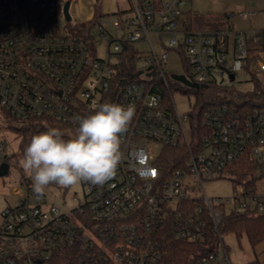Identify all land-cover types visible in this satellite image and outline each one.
<instances>
[{"label": "built area", "instance_id": "obj_1", "mask_svg": "<svg viewBox=\"0 0 264 264\" xmlns=\"http://www.w3.org/2000/svg\"><path fill=\"white\" fill-rule=\"evenodd\" d=\"M129 3L126 13L101 17L88 38L66 19L62 0H0V106L11 116L49 118L74 129L73 117L87 114L94 102L135 107L116 175L103 186L82 182L83 199L72 209L49 203L46 194L38 197L21 171L14 203L0 212V264H175V242L202 243L207 219L217 230L224 214L264 212V182L263 191L239 184L227 197H208L204 187L237 161L264 163V108L209 106L202 114L204 133L196 129L194 138L196 99L181 114L175 95H191L174 82L188 86L165 70L172 51L181 63L183 49L193 80L180 75L199 86L229 87L251 53L252 68L264 73V36L249 38L234 28L194 31L186 13L191 0ZM237 15L251 21L258 13L245 7ZM150 33L158 36L160 54ZM104 35L107 54L99 58L93 40ZM140 41L150 52L136 49L138 76L125 83L116 66ZM166 147L187 152L185 166L168 175L160 165ZM4 148L0 141V165ZM189 202L196 205L191 212ZM217 259L211 253L197 264ZM223 259L231 264L226 252Z\"/></svg>", "mask_w": 264, "mask_h": 264}, {"label": "trees", "instance_id": "obj_2", "mask_svg": "<svg viewBox=\"0 0 264 264\" xmlns=\"http://www.w3.org/2000/svg\"><path fill=\"white\" fill-rule=\"evenodd\" d=\"M71 2V0H68ZM103 17L96 9L93 18L86 23H78L74 25V30L77 34L90 37V34L95 29L99 19ZM233 13H225L215 17L214 19L207 21L205 30H231L234 28L232 23ZM261 37L264 36V29L261 31ZM251 47L254 45L252 43ZM254 50V49H253ZM180 54L182 73L189 79L193 80L190 75L188 58L186 52L183 49H178ZM137 53L134 46H129L126 50L125 56L122 57L120 64L117 67V75L119 79L125 83L132 81L138 76L136 72ZM254 59L253 53H251L248 64L245 66L244 71L250 75L253 82V89L251 91H241L234 85L229 87L221 86L216 83H208L207 85L199 88L183 87L179 83L174 82L176 90H183V92L192 95L196 99L195 109L191 115L192 128L194 130V138L196 135V129L202 131L204 128L202 124L203 111L212 105L227 104L230 106H236L244 111L253 110L256 108H264V82L259 78L258 72L252 68V61ZM5 111V110H4ZM12 122L17 123V127H14L15 131L21 136L20 144V158L23 155L24 148L30 142L33 135L39 132L46 131L49 127H58L65 129L67 126L49 118H38L29 121H20L11 116L5 111ZM1 132V125H0ZM199 139V137H198ZM193 147V144H192ZM16 154L7 156L4 162L8 163L11 167L13 159H18ZM160 165L166 171V174H171L174 170L185 166V160L187 158L186 149L170 148L166 147L160 157ZM243 160V161H242ZM230 165L226 170V176L233 177L234 188L239 184H245L247 188H253L255 191L258 189V180L264 179V170L261 171L259 177H255L252 173L254 169L252 165H247L242 168L241 163L251 162L255 165V161L246 158L242 159ZM244 165V164H243ZM246 165V164H245ZM225 176V177H226ZM188 211L194 210L193 203H187ZM207 234L202 243H188L186 241H176L175 252V264H197L198 260L211 253L219 254L220 247L228 255V248L223 243L222 239L224 235L233 234L237 238L245 235L253 249L258 245L264 243V212H258L256 210H248L242 213H230L224 214L222 220L216 230L212 222L207 219ZM221 235V238L219 237ZM245 264H264L256 257L253 261Z\"/></svg>", "mask_w": 264, "mask_h": 264}, {"label": "rangeland", "instance_id": "obj_3", "mask_svg": "<svg viewBox=\"0 0 264 264\" xmlns=\"http://www.w3.org/2000/svg\"><path fill=\"white\" fill-rule=\"evenodd\" d=\"M62 1L65 4L68 0ZM256 2H258V4H256ZM129 5V0H71L70 12L73 17L71 23L73 25L81 23L83 18H86L93 11L95 13L96 9L106 19L111 20L118 11L126 13ZM245 6L252 7L254 11L258 13V16L255 17L252 22L249 20L242 21L237 15L239 10ZM188 8L192 9L191 14L193 21L191 23L193 24L192 28L194 31L205 30L208 20L224 15L225 13L234 14L232 20L234 30L236 32H245L247 37H259L262 29H264V0H192V4L190 3L186 7V9ZM75 12H77V16ZM252 27L253 30H251ZM109 32L111 34L114 33L110 25ZM108 37V35H104L94 38L93 40L96 42V54L99 58L106 57ZM150 39L156 52L160 54L162 47L159 44L158 36L155 33H150ZM134 46L139 52H150V46L146 41L136 42L134 43ZM142 63L143 62H141L140 65L144 64ZM165 70L169 75L182 73V66L179 58L176 53H173V51L171 52L168 64L165 66ZM258 76L262 81H264V73H258ZM234 86L241 91H251L253 89V82L250 75L242 71L237 73V79ZM194 100L195 98L192 95L185 97L180 94L175 95L176 106L181 114L189 111L190 106L194 103ZM4 110L5 109L0 106V141L5 143L4 154L6 156L16 154L19 158L16 160L13 159L8 175L0 177V212L8 204L14 203L15 198L12 195V189L18 181L21 171H23V169H21L22 167L19 165L20 144L22 139L14 129V127H17V123L12 122L10 117L6 114V110ZM73 130L74 129L72 128L66 127L62 131L66 134V136H70L73 133ZM254 161L255 165L251 162L241 163L242 168H245L247 165H252L254 168L252 169V173L255 177H259L261 171L264 170V163L258 161L257 158H255ZM232 179L233 177H229L228 174L226 177L205 180L204 187L206 195L208 197L231 196L234 191ZM262 182H264V179H259L257 182L259 189L261 188ZM260 191H263L262 188ZM83 192L84 186L81 182L79 185L69 188L52 185L46 190L45 194L49 203L55 204L62 210L66 211L75 207L78 203V199H83ZM222 241L228 248V257L231 264H245L253 261L257 256L260 261L264 263V243L253 249L245 235L237 238L233 234L224 235ZM220 248L217 263L227 264V262L223 259L224 251L222 250V247Z\"/></svg>", "mask_w": 264, "mask_h": 264}, {"label": "clouds", "instance_id": "obj_4", "mask_svg": "<svg viewBox=\"0 0 264 264\" xmlns=\"http://www.w3.org/2000/svg\"><path fill=\"white\" fill-rule=\"evenodd\" d=\"M135 116L133 105L94 102L85 115L73 117L70 136L58 127L32 136L19 165L43 197L52 186L69 188L88 182L103 186L121 162V137Z\"/></svg>", "mask_w": 264, "mask_h": 264}, {"label": "water", "instance_id": "obj_5", "mask_svg": "<svg viewBox=\"0 0 264 264\" xmlns=\"http://www.w3.org/2000/svg\"><path fill=\"white\" fill-rule=\"evenodd\" d=\"M70 6H71V2L70 1L65 2V4H64V14H65V17H66V19L68 21L72 20V15H71V12H70ZM172 77L175 80H177V81H179V82L183 83L184 85H186L188 87H191V88L199 89L200 87H203V86H199L198 84H195V83L189 81L184 75L174 74V75H172ZM231 80L232 81L234 80V76L233 75L231 76ZM9 168H10V165L8 163H6V162H3L0 165V177L8 175Z\"/></svg>", "mask_w": 264, "mask_h": 264}, {"label": "crops", "instance_id": "obj_6", "mask_svg": "<svg viewBox=\"0 0 264 264\" xmlns=\"http://www.w3.org/2000/svg\"><path fill=\"white\" fill-rule=\"evenodd\" d=\"M191 4H192V0H191ZM257 4H258V2H257ZM245 7H250V6H245ZM245 7H243V8H245ZM252 8V7H251ZM253 9V8H252ZM241 10V9H240ZM191 12H192V9L191 8H188V9H186V13H187V16L190 18V20H191V22L193 21V17H192V14H191ZM76 13V16L78 15L77 14V12H75ZM93 16H94V11L90 14V15H88L86 18H83L82 19V21H81V23H84V22H88V21H90L92 18H93ZM73 18V17H72ZM253 20H251V22H252ZM191 25L193 26V24L191 23ZM251 30H253V27H252V29ZM245 33V32H244ZM246 36H247V34H246ZM249 38H252V37H249ZM253 38H256V37H253ZM257 256V255H256ZM258 257V256H257ZM229 258V257H228ZM231 263V262H230Z\"/></svg>", "mask_w": 264, "mask_h": 264}]
</instances>
